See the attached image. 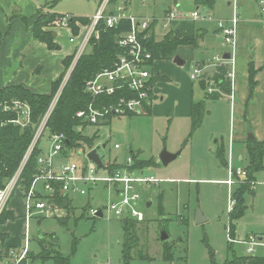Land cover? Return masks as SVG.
I'll return each instance as SVG.
<instances>
[{
    "label": "rangeland",
    "instance_id": "374dc122",
    "mask_svg": "<svg viewBox=\"0 0 264 264\" xmlns=\"http://www.w3.org/2000/svg\"><path fill=\"white\" fill-rule=\"evenodd\" d=\"M34 1L42 11L50 10L62 15L86 18H92L101 3V0ZM113 1V13L118 14V8L124 7L126 12L123 14L134 16L140 21L157 20L159 25H164L166 12L174 7L189 17L194 12L200 14L201 18L197 21L188 19V22H179L177 26L187 29L190 25H194L195 29H204L206 35L203 48L182 47L178 56H181L180 58L185 62L184 65L179 66L182 79L187 82L190 80L196 102L205 101L206 91L200 87L197 80L191 79V73L195 67L202 66L203 63L210 65L206 67L207 72L217 71V66L221 64L216 61L217 56L222 57L232 49V46L225 41L220 23L234 16L233 9L228 6V4L233 5V0H213L214 9H209L204 4L198 5L197 0ZM15 10L16 13H12L11 16L18 15L17 9ZM236 14L240 22L237 10ZM202 17H211V19L203 20ZM57 30L51 29L55 33ZM61 30L58 32L59 37L63 42L67 41L72 45L68 38L69 32ZM167 32V30L157 31V40L161 41ZM90 50L91 48L87 52ZM159 65L156 66V71ZM171 85L180 87V82L174 81ZM207 87L210 94H218L217 90L210 91L216 89L215 84L214 87L210 84ZM232 96L206 100L202 125L192 136H189L191 123L188 120L172 122L173 119L170 118H155L154 114L114 116L97 125L98 129L102 128L95 149L104 163L116 160L119 164H126L133 152L135 156L140 154V159L155 162V165L143 172L145 175L155 176L163 181L173 180V183L136 186V192L143 197L137 208L143 212L146 220L135 225V230L139 231L140 241L132 253L130 262L126 263L123 255L124 218H119L106 210L111 195L99 188L90 191L86 196L71 193L69 197L72 201V210L57 208L58 211L54 212L53 216L37 215L33 218L30 221L29 253L22 263L53 264L51 261L43 262L37 259L43 247L61 252L71 258L72 264H225L234 255L249 256L248 246L243 243L244 241L255 237L258 240L263 238L261 242L264 243V185L262 184L264 170L257 175V184L250 185L253 192L244 195L247 210L244 217L233 222L235 225L233 238L230 229L229 187L216 181L226 180L229 172L220 164L216 151L220 146H224L228 154L227 158L230 154L235 155L241 148V142L230 141V135H234L235 132L237 134V131L241 135L239 121L247 126L246 133L242 135L247 138L248 132L254 133L256 126L264 127V119L255 115V112L260 110L259 105L257 107L252 105L251 117H242L241 109L235 107ZM259 100L260 98L257 104ZM49 137L50 133L46 130L39 139V147L43 149L44 155L47 154L50 146ZM115 145H120L121 148L116 150ZM88 150L89 148L86 149ZM164 151L179 155L164 166L160 160ZM244 156L245 159L241 163H235L234 160L235 169L245 168L247 154L245 153ZM70 158L81 166L85 156L70 153ZM37 189L42 195L50 194L44 190L42 181L38 183ZM235 190L236 187L233 188V194ZM148 202L152 204L150 207H147ZM19 207L21 208L20 205ZM91 210H103L104 216L93 217ZM198 213H201L206 220L198 223ZM61 220L65 221V224ZM19 221L9 226L11 237L8 245L12 251L20 255L25 242L24 224L21 219ZM162 232L169 235L167 241L161 240ZM165 247L171 248L173 259L165 260ZM253 255L264 256V248L257 247ZM0 264L6 263L0 261Z\"/></svg>",
    "mask_w": 264,
    "mask_h": 264
},
{
    "label": "trees",
    "instance_id": "16d2710c",
    "mask_svg": "<svg viewBox=\"0 0 264 264\" xmlns=\"http://www.w3.org/2000/svg\"><path fill=\"white\" fill-rule=\"evenodd\" d=\"M56 1L57 0H55V2ZM209 1L210 0H197V4L202 5ZM16 17L19 16L12 15L8 18L10 29L12 28L13 20ZM62 17H64V15L51 12L50 10H48V12L40 11L33 24V38L46 44L49 50L60 49L59 45L55 42V32L51 31V29L56 26V22ZM20 19L27 25L30 22V19L27 17L21 16ZM77 22H80L83 25H88L90 20L86 17L71 16L70 25L73 33L76 35L79 34V29L76 25ZM156 25L157 24L155 23L150 30L145 32L149 37L143 42L145 48L153 55L154 60L173 61L174 58L178 56L180 48L189 46L192 48L198 47V33L195 31L171 29L161 41H158L154 31ZM98 30L100 32V38L92 39L90 43V52L85 53L81 57L76 67L71 72L44 130L49 131L50 136L55 134H64L66 136V149L63 154H69V157L70 153L84 156L94 150L96 140L99 137L97 133L93 137H88L85 136L82 131H78V128L80 127H82L84 131L89 126H92L87 121L77 117V114L80 111H87L91 105L96 109L103 110V108L119 102L120 98L130 99L135 97V94L127 89L119 91L115 96L103 95L96 99L86 92V84L88 81L94 79L100 72L106 69H112L119 58L125 54V50L117 44V38L121 34L129 32L131 30V24L129 21H121L116 28L110 29L102 22L98 26ZM3 39L4 35L0 32V47ZM72 61L73 56L64 60L63 64L65 71L55 82H53L50 94H35L23 86H10L0 89V188H4L20 168L22 160L31 147L46 113L63 85L66 73L72 64ZM227 74L226 65H221L217 68L214 82L219 89L218 94H210L208 92L207 86L209 82L202 81L200 83L203 90L206 91L205 101L217 100L221 98L223 94H231L232 87ZM257 74L258 72L254 67L253 61H250V92L248 104L252 101L255 90L258 86L256 81ZM158 82H170V79L165 76L156 75L152 79L151 84L152 86H155ZM153 97L154 96L152 95V99ZM14 101H20L30 106L31 124L26 128H21L12 123L18 118L17 112H7L1 107V105L5 103L11 104ZM205 101L194 102L192 104L191 131L189 136H192L202 125L205 115ZM150 114L151 107L147 108V115ZM111 118L112 117L109 116L105 120H110ZM104 124H107V122ZM245 145L247 149V164L244 169L247 172V178L245 180L247 183L238 185L233 194V198L236 201V205L230 216V229L233 238L235 237V225L233 222L244 217L247 210L244 195L248 192H253L250 183L257 181V175L264 170V140H246ZM87 148H89L88 151H86ZM41 154L42 150L39 147V143H37L18 182V186L21 187L24 192H28L36 178L43 175V166H40L38 163ZM131 154V157L134 160V164L131 167L132 171H143L148 167L155 165L153 160L139 161L138 155L135 156L133 152ZM216 155L220 164L228 168V158L224 146H220L217 149ZM107 168L112 172H116L117 170H121L123 166L116 162H109ZM51 184L54 186L55 192L48 196L38 195V198L45 200L47 203L58 209L60 208L66 211L72 210V201L69 195L63 193L61 184L56 182H52ZM160 210L162 213V207ZM14 220V213L5 209L0 217V226ZM61 222L65 224V221L61 220ZM123 224L125 229L123 255L124 261L128 263L132 260V253L137 248L140 237L139 231L137 232L135 230V225L137 224L136 221L123 220ZM7 238L8 235L0 232V244L5 242ZM164 258L165 260L173 259L170 247H165ZM2 259V252L0 251V260ZM37 259L43 262L51 261L53 264H72L71 258L64 256L59 251H51L45 247L42 248ZM225 264H264V256L249 255L246 257H238L234 255L233 258L227 260Z\"/></svg>",
    "mask_w": 264,
    "mask_h": 264
},
{
    "label": "built area",
    "instance_id": "2783aa9c",
    "mask_svg": "<svg viewBox=\"0 0 264 264\" xmlns=\"http://www.w3.org/2000/svg\"><path fill=\"white\" fill-rule=\"evenodd\" d=\"M234 4V16L228 21H222L220 23L221 31L225 37V41L232 46L231 59L226 61L224 57L216 58L217 62L221 65L226 63L230 66L231 70L228 72L227 77L231 81V87L233 89L235 81V68H236V39L237 29L239 25L238 16L236 14L237 2L233 0ZM113 0H101L100 6L96 14L90 19L88 25H83L77 22L79 34L76 35L72 31L70 25L71 16H64L56 22L54 29L68 28L71 30L70 43L75 45L73 53V61L66 73L63 85L55 96L46 116L40 125L33 143L27 153L25 154L20 168L10 182L4 187L0 188V217L10 199L12 198L15 190L19 188L18 182L20 176L28 163L29 158L33 152V149L39 143V139L43 136L47 121L54 111L57 102L61 96L62 89L69 79L71 72L76 67L81 57L87 53L90 48V43L93 38L99 39L100 32L98 26L100 23H105L110 29L116 28L121 21H129L131 24V30L127 33L121 34L117 38V44L125 50V54L119 58L112 69H106L86 84V92L93 98L100 96H115L119 91L127 89L135 94L134 98L126 99L120 98L119 102L109 107L99 110L91 105L87 111H80L77 114L79 119L85 120L92 126H97L107 117L111 116H129V115H147V108L152 106V95H154V86H152V79L156 76L154 70L153 55L145 48L143 42L149 37L145 34L146 31L156 23L154 31L157 27L163 31H170L174 29L173 23L179 19H191L197 21L201 18L198 12H194L191 17L183 14L177 7L172 8L165 17L164 25H159L157 20H145L140 21L134 16H127L125 13L126 8L119 7L115 14L112 12ZM259 7L264 17V0L259 1ZM203 20L211 19V17H202ZM226 24V26H224ZM167 32V33H168ZM202 75V69L195 67L191 73L192 80H199ZM212 86V84H211ZM215 91V89H210ZM234 101V97L232 96ZM7 112L15 111L18 114L17 120L13 121L15 125L21 128H26L31 124V109L28 104L20 101H14L11 104L5 103L1 105ZM51 148L47 155H41L38 159L40 166H43V175L36 178L28 192H24L27 219L31 220L37 215L53 216L54 212L58 209L52 205H49L45 200L38 198V192L36 185L38 182H44V190L53 194L55 192L52 182L60 183L63 193L70 195L80 194L86 196L90 191L102 188L110 193V199L108 205L105 207L109 213H113L123 220H133L137 223L145 222L146 218L141 210L137 208V205L143 200L142 195L136 192L137 185H159L163 181L155 176L145 175L140 170L132 171L131 167L134 164L132 157L128 158L127 163L122 165L121 170L112 172L107 168L109 162L104 163L105 167L100 168L94 162L89 161L88 165L83 163L81 166L70 159L63 164L58 172L54 173L52 170L53 161L61 155L66 149V136L64 134H55L50 136ZM120 145H115V149H120ZM88 154V153H87ZM87 154L84 155L85 159ZM115 162V161H114ZM113 163V162H112ZM228 179L225 184L229 187V212L234 210L236 201L233 198V188L238 185L246 184L247 172L244 168L235 169L233 165L232 155L229 156L228 164ZM255 186L257 183L253 181L250 183ZM264 185V182L262 183ZM100 211L91 210L93 217H99ZM102 217L104 216L103 210L101 211ZM30 234L29 226L27 227L25 247L22 255L15 256L13 263L6 264H21L29 252ZM255 237H250L243 243L248 246V253L253 255L256 252L257 247H263L264 243Z\"/></svg>",
    "mask_w": 264,
    "mask_h": 264
},
{
    "label": "crops",
    "instance_id": "0c3cea01",
    "mask_svg": "<svg viewBox=\"0 0 264 264\" xmlns=\"http://www.w3.org/2000/svg\"><path fill=\"white\" fill-rule=\"evenodd\" d=\"M212 1V2H211ZM237 11L239 14V25L237 29V39H236V68H235V81L233 89L231 90V95H224L231 97L233 95L236 108L241 109L242 117L246 118L251 115V107L259 105V112H255V115L261 116L264 119V17L261 14L258 0H236ZM209 9H214L213 0H210L206 4ZM234 11V4H228ZM18 11V16L13 20L12 28L10 29L8 18L11 14H15ZM42 11L38 4L34 0H0V32L4 35L2 45L0 47V89L10 87V86H23L35 94H50L52 89V84L55 82L65 71L64 60L68 57H72L75 45H70L67 41L63 42L62 38L59 37L58 32L61 29L63 31L69 32V40L71 37V30L68 28H59L56 31L55 42L59 45L58 50H49L47 45L36 40L32 36L33 24L36 21L38 13ZM170 11V10H169ZM166 12L167 13L169 12ZM48 12V11H44ZM62 15V14H61ZM165 15V16H166ZM27 17L30 19L29 24H25L20 17ZM66 16V15H64ZM70 16V15H69ZM89 18V17H88ZM91 19V18H89ZM186 20V21H182ZM193 21V20H192ZM188 22L187 19H179L175 22L174 29L184 30V31H195L198 33V47L202 49L203 40L205 39L206 31L204 29H195L194 25H190L187 29L182 28V26H177L178 23ZM194 22V21H193ZM157 31H163L160 26L157 27L155 34L157 36ZM159 34V32H158ZM164 34L163 36H165ZM164 38V37H163ZM162 40V39H161ZM70 42V41H69ZM231 51V50H230ZM229 53V52H228ZM227 54V53H225ZM222 58L224 57V55ZM253 55V56H250ZM181 57V56H179ZM204 61V60H203ZM253 61L254 67L258 74L256 76V81L258 86L255 90L254 97L252 101L248 104L249 99V64ZM185 63V62H184ZM156 71V66H158ZM201 64L202 66H197L202 69V75L197 80L201 87L202 81L209 82L214 87V76L217 71L207 72V68L210 65ZM205 65V66H204ZM227 72L230 71V66L226 63ZM219 66V65H218ZM217 66V68H218ZM207 67V68H206ZM154 70L156 75L165 76L172 82H158L154 86V97L152 99L151 114L156 115V117L170 118L174 120H188L191 123L192 115V104L196 102L195 95L192 90V85L190 80L184 81L179 73V66L174 63V61H156L154 64ZM183 80V81H182ZM174 81L180 82V87L171 85ZM215 89V88H214ZM219 92L216 87L215 91ZM183 92V93H181ZM193 93V94H192ZM258 98H260L259 103ZM252 102L254 104H252ZM150 114V115H151ZM251 117V116H250ZM153 118V117H152ZM239 130L234 135H230V141L241 142V148L236 151V154L232 155L233 163H241L245 159L244 154H247V149L245 145L246 137H242L243 133H246L247 126L242 121H239ZM102 128V127H101ZM101 128L98 129L97 126H89L84 131L82 127L78 128V131H82L85 136L93 137L96 133L100 135ZM238 130V129H236ZM254 135L258 141L264 140V127L260 125L256 126ZM100 139V138H99ZM96 140V142L99 141ZM49 149H47V154L51 148V140L49 137ZM243 143V145H242ZM105 147V146H104ZM42 154L44 155V151ZM245 151V153L243 152ZM46 154V155H47ZM228 155V154H227ZM63 153L59 155L52 164V170L54 173L58 172L60 167L68 162L71 158ZM229 158V157H228ZM138 160L140 159V154L138 155ZM119 164L116 160H114ZM112 162V161H111ZM85 163V159L84 162ZM229 164V159H228ZM124 165V164H120ZM228 171V168H226ZM146 170V169H145ZM143 170V171H145ZM228 179V178H227ZM226 180H216L218 183L225 184ZM169 183H173V180H168ZM43 182V181H42ZM39 183V182H38ZM37 183V185H38ZM36 185V188H37ZM44 185V182H43ZM38 194L42 195L41 191L37 189ZM150 206V202L147 203ZM21 206V208L19 207ZM149 206V207H150ZM6 209L13 212L15 215L14 221H9L6 224L0 226V232L8 235L5 242L0 244V251L2 252L4 263H13L15 256H20L19 253L12 251L8 245L11 237L10 225H14L20 222L19 219L23 221V240L25 242L27 227L29 226L30 234V221L27 219L26 203L24 197V191L21 187L13 194L12 198L8 202ZM237 222V221H236ZM263 239V238H262ZM31 241V239H30ZM30 243V242H29ZM30 245V244H29ZM25 247V243H24ZM24 251V248H23ZM23 253V252H22ZM29 253V252H28Z\"/></svg>",
    "mask_w": 264,
    "mask_h": 264
},
{
    "label": "water",
    "instance_id": "95a60500",
    "mask_svg": "<svg viewBox=\"0 0 264 264\" xmlns=\"http://www.w3.org/2000/svg\"><path fill=\"white\" fill-rule=\"evenodd\" d=\"M54 36L56 37V33L54 34ZM230 59H231V54L230 53H227V54L224 55V60L228 61ZM173 61L178 66H182V65L185 64L184 61L179 56H176ZM247 140L248 141L256 140V137H255V135H254V133L252 131H249L248 132ZM178 155L179 154H170L167 151H164L161 154V156H160L161 163L164 166H167L170 162H172L173 160H175L178 157ZM89 161L94 162L100 168H104L105 167V164H104L102 158L100 157V155L98 154L97 149H94V150L90 151L87 154V157L85 159V164L88 165ZM149 206H150V204H148V207ZM98 216L99 217H102L101 211L98 213ZM205 220L206 219L203 218V216L201 215V213H198V221L197 222L198 223H201V222H203ZM168 239H169V235L166 232H162V234H161V240L162 241H167ZM259 240L262 241L263 239L262 238H259Z\"/></svg>",
    "mask_w": 264,
    "mask_h": 264
}]
</instances>
